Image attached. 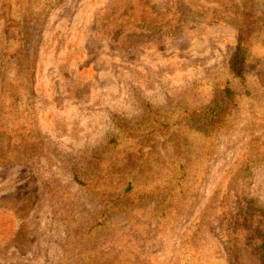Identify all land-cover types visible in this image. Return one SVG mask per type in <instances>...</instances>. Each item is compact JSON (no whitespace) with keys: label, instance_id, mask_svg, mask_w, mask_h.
Masks as SVG:
<instances>
[{"label":"rangeland","instance_id":"1","mask_svg":"<svg viewBox=\"0 0 264 264\" xmlns=\"http://www.w3.org/2000/svg\"><path fill=\"white\" fill-rule=\"evenodd\" d=\"M0 264H264V0H0Z\"/></svg>","mask_w":264,"mask_h":264},{"label":"trees","instance_id":"2","mask_svg":"<svg viewBox=\"0 0 264 264\" xmlns=\"http://www.w3.org/2000/svg\"><path fill=\"white\" fill-rule=\"evenodd\" d=\"M247 41V35L245 34L243 27L240 26L237 32L236 47L229 59V67L232 71L238 69ZM235 96L236 92L225 83L219 90L217 97L209 101L207 104L186 113V123L191 126H198L222 119L229 111Z\"/></svg>","mask_w":264,"mask_h":264}]
</instances>
